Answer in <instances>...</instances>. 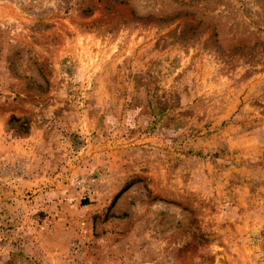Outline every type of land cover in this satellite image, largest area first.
Wrapping results in <instances>:
<instances>
[{"label":"rangeland","instance_id":"rangeland-1","mask_svg":"<svg viewBox=\"0 0 264 264\" xmlns=\"http://www.w3.org/2000/svg\"><path fill=\"white\" fill-rule=\"evenodd\" d=\"M0 264H264V0H0Z\"/></svg>","mask_w":264,"mask_h":264}]
</instances>
